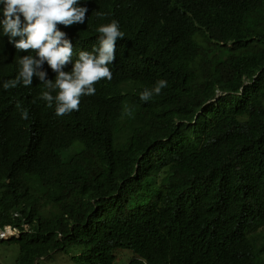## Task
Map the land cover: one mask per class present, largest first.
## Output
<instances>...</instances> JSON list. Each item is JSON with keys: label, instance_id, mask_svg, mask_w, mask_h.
<instances>
[{"label": "trees", "instance_id": "obj_1", "mask_svg": "<svg viewBox=\"0 0 264 264\" xmlns=\"http://www.w3.org/2000/svg\"><path fill=\"white\" fill-rule=\"evenodd\" d=\"M79 6L84 23L58 25L73 61L98 46L101 25L116 20L125 35L112 79L70 114L48 107L35 76L3 88L34 53L0 29V226L24 230L0 239L17 245L11 264L72 251L77 264H113L119 250L125 264H262L264 0Z\"/></svg>", "mask_w": 264, "mask_h": 264}, {"label": "clouds", "instance_id": "obj_2", "mask_svg": "<svg viewBox=\"0 0 264 264\" xmlns=\"http://www.w3.org/2000/svg\"><path fill=\"white\" fill-rule=\"evenodd\" d=\"M87 12V7L79 6V0H0L3 35L17 51L34 53L18 59V75L5 82L3 88H15L21 82L30 86L35 76L46 89L40 98L47 102L48 107L55 102L56 115L78 111L82 96L94 95L98 82L112 79L109 65L115 60L116 42L125 35L116 20L101 25L97 28L100 34L98 46H94L92 51L81 50L78 59L73 61V44L58 25L82 24ZM97 15L103 16V13L97 12ZM45 62L56 74L54 80L47 79L41 70ZM68 64L72 65L71 70L65 71ZM166 86L165 80H159L153 89L141 92L140 99L149 101L153 94L159 95ZM16 106L21 107L19 103ZM21 117L28 119L26 110L21 112ZM22 231L19 227L4 224L0 226V239L17 238Z\"/></svg>", "mask_w": 264, "mask_h": 264}, {"label": "rangeland", "instance_id": "obj_3", "mask_svg": "<svg viewBox=\"0 0 264 264\" xmlns=\"http://www.w3.org/2000/svg\"><path fill=\"white\" fill-rule=\"evenodd\" d=\"M263 233H264V229ZM71 248V247H70ZM13 254H10V253ZM18 248L13 242L5 243L0 242V264H11L13 263L15 256L17 255ZM73 251L70 254L65 253H51L48 257L42 258L39 264H77L72 258ZM131 252L129 250H119L115 257L113 264H125L131 258ZM264 264V255L263 261Z\"/></svg>", "mask_w": 264, "mask_h": 264}]
</instances>
